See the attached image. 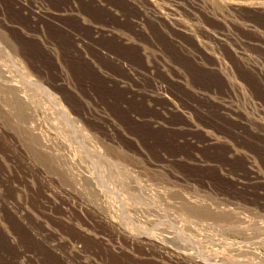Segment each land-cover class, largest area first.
Masks as SVG:
<instances>
[{
  "label": "rangeland",
  "instance_id": "rangeland-1",
  "mask_svg": "<svg viewBox=\"0 0 264 264\" xmlns=\"http://www.w3.org/2000/svg\"><path fill=\"white\" fill-rule=\"evenodd\" d=\"M0 264H264V0H0Z\"/></svg>",
  "mask_w": 264,
  "mask_h": 264
},
{
  "label": "bare ground",
  "instance_id": "bare-ground-1",
  "mask_svg": "<svg viewBox=\"0 0 264 264\" xmlns=\"http://www.w3.org/2000/svg\"><path fill=\"white\" fill-rule=\"evenodd\" d=\"M262 7V5L261 4H259V3H256L255 4V6H254V8H256V9H259V8H261ZM121 63H122V60H121ZM124 63V62H123ZM126 65V64H125ZM245 69L248 71V72H251V73H254L255 71H253V69L251 68V67H249V66H245ZM251 75V74H250Z\"/></svg>",
  "mask_w": 264,
  "mask_h": 264
}]
</instances>
